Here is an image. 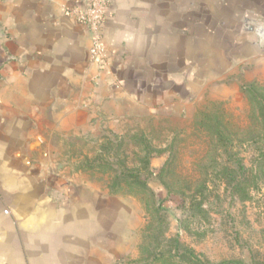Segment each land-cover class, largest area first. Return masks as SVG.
<instances>
[{
  "label": "rangeland",
  "instance_id": "374dc122",
  "mask_svg": "<svg viewBox=\"0 0 264 264\" xmlns=\"http://www.w3.org/2000/svg\"><path fill=\"white\" fill-rule=\"evenodd\" d=\"M186 3L169 76L182 97L79 96L35 125L51 191L81 193L101 223L96 264L152 259L173 239L212 264H264V0Z\"/></svg>",
  "mask_w": 264,
  "mask_h": 264
},
{
  "label": "crops",
  "instance_id": "0c3cea01",
  "mask_svg": "<svg viewBox=\"0 0 264 264\" xmlns=\"http://www.w3.org/2000/svg\"><path fill=\"white\" fill-rule=\"evenodd\" d=\"M187 1L109 0L101 67L89 31L67 14L88 0H0V264H96L101 223L81 193L51 191L35 125L79 96L96 107L182 97L169 76L182 74L185 10L198 6Z\"/></svg>",
  "mask_w": 264,
  "mask_h": 264
},
{
  "label": "built area",
  "instance_id": "2783aa9c",
  "mask_svg": "<svg viewBox=\"0 0 264 264\" xmlns=\"http://www.w3.org/2000/svg\"><path fill=\"white\" fill-rule=\"evenodd\" d=\"M108 7L109 0H88V4L84 8L67 10L69 16L89 31L91 36V44L88 49L90 60L98 63L101 67L107 65L104 27Z\"/></svg>",
  "mask_w": 264,
  "mask_h": 264
},
{
  "label": "trees",
  "instance_id": "16d2710c",
  "mask_svg": "<svg viewBox=\"0 0 264 264\" xmlns=\"http://www.w3.org/2000/svg\"><path fill=\"white\" fill-rule=\"evenodd\" d=\"M173 242L175 247L169 250V253L166 254L163 250H159L154 258L150 259L147 256L146 258L134 261L132 264H212L202 259L192 250L180 248L177 239H173Z\"/></svg>",
  "mask_w": 264,
  "mask_h": 264
}]
</instances>
